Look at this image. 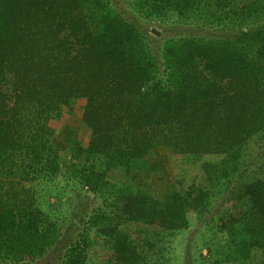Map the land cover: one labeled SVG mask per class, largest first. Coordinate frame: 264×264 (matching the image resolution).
I'll list each match as a JSON object with an SVG mask.
<instances>
[{
    "label": "trees",
    "instance_id": "1",
    "mask_svg": "<svg viewBox=\"0 0 264 264\" xmlns=\"http://www.w3.org/2000/svg\"><path fill=\"white\" fill-rule=\"evenodd\" d=\"M139 6L204 31L159 37L111 0H0V263H34L57 244L79 188L104 204L59 264H88L93 232L101 264H174L178 233L212 223L232 264H264V0ZM66 113L85 138L68 164L52 144ZM251 142L258 168L244 155ZM159 147L175 187L154 197L139 178ZM182 161L197 162L193 176H179ZM116 167L127 178L111 177ZM148 233L175 236L163 245Z\"/></svg>",
    "mask_w": 264,
    "mask_h": 264
},
{
    "label": "rangeland",
    "instance_id": "2",
    "mask_svg": "<svg viewBox=\"0 0 264 264\" xmlns=\"http://www.w3.org/2000/svg\"><path fill=\"white\" fill-rule=\"evenodd\" d=\"M115 9L119 11L124 17L138 24V26L144 32H155L159 37L163 35H177L179 33H191L200 34L202 30L200 25L193 24L187 27L175 26L173 20H164L163 18L152 16L148 17L146 11L139 6V1L145 0H111ZM55 124V132L52 137V144L54 148L60 151V163L68 164L70 158L74 152V149L79 143V138L82 142H85L83 136V130L81 131L80 119L71 114H62L56 120H52ZM257 146L254 143H250L244 150V155L250 160V167L255 166L258 168L261 165L262 157L258 155ZM166 149L159 147L155 152L151 151L146 157L147 169L144 167V173L140 175L143 180V189L149 191L154 197H162L163 195L172 192L175 187L174 172H172V163L168 156H166ZM86 158H80L79 162L85 163ZM193 160V159H191ZM90 163H96L95 158H91ZM197 162L201 163L202 158H198ZM197 162L182 161L179 165V176L182 173H188V176L195 174L198 165ZM150 163V164H149ZM157 164L154 166V164ZM99 166L101 162H97ZM147 170V171H146ZM111 177H118V179L127 178L124 167H116L109 173ZM42 186H45L42 184ZM38 189V188H37ZM36 189V190H37ZM73 202L70 209L67 212L62 213V236L59 238L57 244H55L43 257L34 263L29 264H59L62 256L64 255L70 242L74 241L84 230L86 221L90 220L95 210L104 204L103 195L100 193L88 192L86 189L82 190L74 188ZM244 203V202H243ZM236 209L234 208L232 214L222 218V222L226 225H230V217H239L243 211V204H239ZM215 210H213L214 212ZM207 218V217H206ZM74 219H82V223L78 225L73 224ZM204 223V222H203ZM207 230L200 227L198 224L191 225V227L183 232H179L177 235V241L172 243V257L174 264H232L228 257L227 250L222 249V246L226 244L227 236H223L220 228L215 223ZM202 225V222H200ZM200 227V228H199ZM132 231H136V227L131 226ZM93 231V229H91ZM144 239L149 238L153 242L154 240L160 244L166 245L167 242L172 240L169 233H160L161 237L157 233L151 235L143 234ZM133 236L143 238L142 235L134 233ZM159 239V241L157 240ZM162 239V240H160ZM91 245L88 248V264H101V254L103 251L102 245L95 237V233H92ZM218 251L220 253H218ZM224 252V253H223ZM234 262V261H233ZM5 264V263H0Z\"/></svg>",
    "mask_w": 264,
    "mask_h": 264
},
{
    "label": "crops",
    "instance_id": "3",
    "mask_svg": "<svg viewBox=\"0 0 264 264\" xmlns=\"http://www.w3.org/2000/svg\"><path fill=\"white\" fill-rule=\"evenodd\" d=\"M150 164V163H149ZM157 164L155 163L154 166H156Z\"/></svg>",
    "mask_w": 264,
    "mask_h": 264
}]
</instances>
